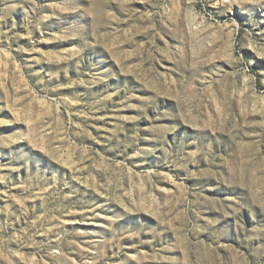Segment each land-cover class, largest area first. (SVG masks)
<instances>
[{"label": "rangeland", "instance_id": "obj_1", "mask_svg": "<svg viewBox=\"0 0 264 264\" xmlns=\"http://www.w3.org/2000/svg\"><path fill=\"white\" fill-rule=\"evenodd\" d=\"M0 264H264V0H0Z\"/></svg>", "mask_w": 264, "mask_h": 264}]
</instances>
